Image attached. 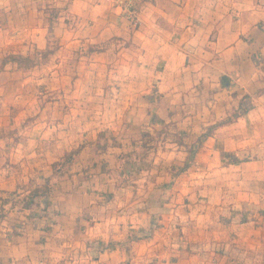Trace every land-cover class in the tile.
<instances>
[{
  "label": "crops",
  "instance_id": "obj_1",
  "mask_svg": "<svg viewBox=\"0 0 264 264\" xmlns=\"http://www.w3.org/2000/svg\"><path fill=\"white\" fill-rule=\"evenodd\" d=\"M52 12L85 54L1 103L0 264H264V0H148L139 26L109 0H0V29L29 55Z\"/></svg>",
  "mask_w": 264,
  "mask_h": 264
},
{
  "label": "rangeland",
  "instance_id": "obj_2",
  "mask_svg": "<svg viewBox=\"0 0 264 264\" xmlns=\"http://www.w3.org/2000/svg\"><path fill=\"white\" fill-rule=\"evenodd\" d=\"M6 14L1 15V19L5 18ZM7 16V15H6ZM57 14L55 12H52L47 16L46 22L49 25V29L52 27V30L49 31V46L44 50H37L34 49V51L31 52L29 55H23L21 51H23L21 48H19L20 44L16 46L15 39H12L11 36L17 35L20 33V31H5L3 27L0 29V73L5 72V78L2 77L0 79V106H2L1 103H4L5 101H10V98L12 97L13 93L15 92H21V90H27V87L31 88L32 85L35 87H38L37 93H34L35 96H42L45 97L46 91L52 87L53 82H50L49 79L46 81L44 78H46V75L49 73V68L56 66L58 64H61V69L64 72H68L70 76L74 77L75 72H77V64L80 60L81 56H83L81 50H76L74 53L65 52V49H61V45L59 44L60 38L54 34L55 30V23H57ZM1 26V25H0ZM21 34V33H20ZM19 34V35H20ZM18 35V36H19ZM12 40L13 43L10 44V41ZM60 55V56H59ZM15 56H22L25 58H30L33 61L32 62H20L16 63L13 60V57ZM44 77V78H42ZM30 78V79H29ZM28 79V80H27ZM26 83V84H24ZM31 91V89H30ZM49 91V90H48ZM50 92V91H49ZM43 93V94H42ZM31 94V93H30ZM49 94V98L56 96V94ZM30 96V95H28ZM29 97L24 98L23 102H21L20 105L22 108H18L17 112L18 114L23 113L25 111V104H29ZM25 114V113H23ZM21 114V117L25 119V115ZM11 130L9 128L7 129H1L0 130V137L4 136L5 134L11 133ZM162 132V131H161ZM144 137H149V133L143 132ZM148 139V138H147ZM151 140V139H150ZM149 140V141H150ZM98 150H103V146L97 147ZM80 153L75 156H68L65 155V157L61 158L60 164L58 165H52L50 170L49 178H47L46 175H35L33 180L35 183L37 182H44V183H51L53 180L56 179H62L65 177H71L72 175H77L81 172L80 167H76L73 171V168L80 160ZM82 169V165H81ZM40 187L37 186V188H34L32 190H28L26 192H9L6 196V199L10 202L12 205V208H15L16 204H25V200L27 197H31V193L34 192L36 189ZM3 195V194H1ZM47 194L41 195L39 199H43L46 197ZM38 199V198H37Z\"/></svg>",
  "mask_w": 264,
  "mask_h": 264
},
{
  "label": "built area",
  "instance_id": "obj_3",
  "mask_svg": "<svg viewBox=\"0 0 264 264\" xmlns=\"http://www.w3.org/2000/svg\"><path fill=\"white\" fill-rule=\"evenodd\" d=\"M116 8L120 10L121 15L133 23L135 26H139L140 10L142 5L148 0H109Z\"/></svg>",
  "mask_w": 264,
  "mask_h": 264
},
{
  "label": "trees",
  "instance_id": "obj_4",
  "mask_svg": "<svg viewBox=\"0 0 264 264\" xmlns=\"http://www.w3.org/2000/svg\"><path fill=\"white\" fill-rule=\"evenodd\" d=\"M52 30V27L50 28ZM49 29V31H50ZM13 60L14 62L16 63H20V62H32L33 60L30 59V58H25V57H22V56H15L13 57ZM234 116H236L234 114ZM81 152V149H78V150H75V151H72L70 153H68V156H75L77 154H79ZM67 155V154H66ZM60 162L59 163H55L54 165H58L59 166ZM51 190V186H50V183H46L45 185H43L42 187L36 189L34 192L31 193V198L33 199H39V197H41V195H44V194H48Z\"/></svg>",
  "mask_w": 264,
  "mask_h": 264
}]
</instances>
